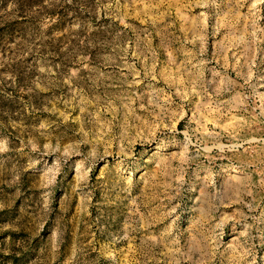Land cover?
I'll list each match as a JSON object with an SVG mask.
<instances>
[{"label":"rangeland","instance_id":"obj_1","mask_svg":"<svg viewBox=\"0 0 264 264\" xmlns=\"http://www.w3.org/2000/svg\"><path fill=\"white\" fill-rule=\"evenodd\" d=\"M264 264V0H0V264Z\"/></svg>","mask_w":264,"mask_h":264},{"label":"trees","instance_id":"obj_2","mask_svg":"<svg viewBox=\"0 0 264 264\" xmlns=\"http://www.w3.org/2000/svg\"><path fill=\"white\" fill-rule=\"evenodd\" d=\"M11 264H13V263H11Z\"/></svg>","mask_w":264,"mask_h":264}]
</instances>
